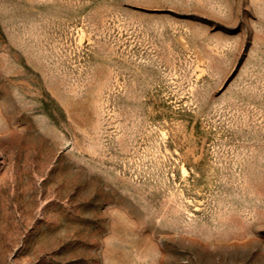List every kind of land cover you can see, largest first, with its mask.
Wrapping results in <instances>:
<instances>
[{
	"label": "rangeland",
	"instance_id": "1",
	"mask_svg": "<svg viewBox=\"0 0 264 264\" xmlns=\"http://www.w3.org/2000/svg\"><path fill=\"white\" fill-rule=\"evenodd\" d=\"M0 264H264V0H0Z\"/></svg>",
	"mask_w": 264,
	"mask_h": 264
}]
</instances>
